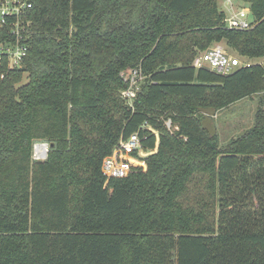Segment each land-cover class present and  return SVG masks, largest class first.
<instances>
[{
  "label": "trees",
  "instance_id": "1",
  "mask_svg": "<svg viewBox=\"0 0 264 264\" xmlns=\"http://www.w3.org/2000/svg\"><path fill=\"white\" fill-rule=\"evenodd\" d=\"M219 1L31 0L22 66L0 80V264H264V68L192 67L220 43L263 58L264 0H237L244 31ZM138 67L132 110L120 73ZM252 96V125L219 148L210 115ZM136 132L146 169L105 184Z\"/></svg>",
  "mask_w": 264,
  "mask_h": 264
},
{
  "label": "built area",
  "instance_id": "2",
  "mask_svg": "<svg viewBox=\"0 0 264 264\" xmlns=\"http://www.w3.org/2000/svg\"><path fill=\"white\" fill-rule=\"evenodd\" d=\"M226 4L224 23L228 29L244 31L252 28L253 22L248 17L247 9L236 10L231 0H227ZM31 8V0H0V80L22 66L27 52V46L23 41L29 34L31 24L27 14ZM256 64L264 68V57L258 60L242 61L238 56L228 53L221 44H213L195 56L192 67L196 70L206 69L220 75H229L239 68ZM120 77L128 84L127 88L121 91L120 96L133 110L134 100L145 76L138 67L121 72ZM164 124L170 133L178 130L172 125L170 119L165 120ZM48 148V144H36L32 155L33 160H45ZM133 153L141 157L146 156L138 132L119 140L112 154L103 160L101 172L106 178L105 184H108L110 179L126 177L133 168L146 169L145 162L133 157Z\"/></svg>",
  "mask_w": 264,
  "mask_h": 264
},
{
  "label": "rangeland",
  "instance_id": "3",
  "mask_svg": "<svg viewBox=\"0 0 264 264\" xmlns=\"http://www.w3.org/2000/svg\"><path fill=\"white\" fill-rule=\"evenodd\" d=\"M226 1L227 0H220L218 2V8L220 11L227 12ZM231 2L236 10L241 8L247 9L248 17L251 18L249 9L246 5L237 2V0H231ZM220 44L226 49L228 53L234 56L236 55L234 51L227 49L223 43ZM238 57L242 61L246 60L243 57ZM25 80L26 78L23 76L22 83L25 82ZM257 107H259V98L257 96H252L250 98L241 100L223 110L217 111L215 115L211 116V124L218 135L219 148L224 146L230 139L239 136L252 125ZM36 144H41V142L35 143L33 145V150Z\"/></svg>",
  "mask_w": 264,
  "mask_h": 264
},
{
  "label": "water",
  "instance_id": "4",
  "mask_svg": "<svg viewBox=\"0 0 264 264\" xmlns=\"http://www.w3.org/2000/svg\"><path fill=\"white\" fill-rule=\"evenodd\" d=\"M210 116H212V115H210ZM210 129H211V131L213 132V127H210ZM158 142H159V137H158V135L156 134V148H155V151H156L157 148H158Z\"/></svg>",
  "mask_w": 264,
  "mask_h": 264
}]
</instances>
